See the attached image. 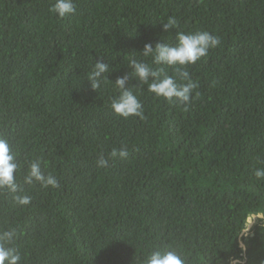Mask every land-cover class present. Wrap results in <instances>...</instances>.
I'll use <instances>...</instances> for the list:
<instances>
[{
  "label": "trees",
  "instance_id": "obj_1",
  "mask_svg": "<svg viewBox=\"0 0 264 264\" xmlns=\"http://www.w3.org/2000/svg\"><path fill=\"white\" fill-rule=\"evenodd\" d=\"M54 2L0 0V137L19 164L17 193L0 191V231L16 228L21 264H144L164 247L185 264H264V220L243 234L264 212V0H73L63 19ZM181 31L220 38L186 68L190 103L143 85V118L116 115L115 79L136 85L131 59L151 64L144 44ZM97 61L110 71L95 91ZM32 161L58 186L26 183Z\"/></svg>",
  "mask_w": 264,
  "mask_h": 264
},
{
  "label": "clouds",
  "instance_id": "obj_2",
  "mask_svg": "<svg viewBox=\"0 0 264 264\" xmlns=\"http://www.w3.org/2000/svg\"><path fill=\"white\" fill-rule=\"evenodd\" d=\"M73 0H55L50 11L58 18L73 14L75 12ZM177 27V21L169 18L162 23V31L167 33ZM220 44V38L208 31L177 32L175 44L157 40L155 44L149 42L143 46L142 56L151 57V64L143 60L131 59L129 68L130 75L135 77L138 83L128 85L129 74L115 79V87L119 94L111 102L113 112L125 119L136 116L143 118V106L133 89L147 85L148 92L157 98H164L170 102H176L187 106L192 98L197 83L191 79L190 73L186 70L188 66L196 64L205 58L209 51ZM174 69L173 75H168L167 69ZM109 65L102 61L94 64L88 81L93 90L101 87L102 82L108 80ZM127 151L122 147L119 150L113 149L109 158H125ZM98 167H107L108 160L101 157L97 161ZM19 169L16 153L12 150L9 139L0 137V191L17 193L18 184L15 173ZM254 175L257 179H264V169H256ZM25 182L32 184L38 182L43 187H57L58 182L55 176L45 175L38 161L28 164ZM15 203L20 206L28 205L31 197L28 195H15ZM254 220H264V212L253 213L249 219L246 234ZM242 234V235H243ZM17 236L16 228H9L0 231V264H21V253L13 246ZM246 251V249H244ZM144 264H185V260L176 250L164 247L154 249L144 259ZM238 264V262H233Z\"/></svg>",
  "mask_w": 264,
  "mask_h": 264
},
{
  "label": "water",
  "instance_id": "obj_3",
  "mask_svg": "<svg viewBox=\"0 0 264 264\" xmlns=\"http://www.w3.org/2000/svg\"><path fill=\"white\" fill-rule=\"evenodd\" d=\"M251 217H252V215H251L250 217L247 218V221H246V228L248 227V222H249V219H250ZM254 221H255V220H254ZM254 221L252 222V225H253ZM246 228H245V229H246ZM244 233H245V231H244ZM240 246H241L242 248H244V246H243L242 243L240 244ZM233 262H234V261H233ZM233 262H232L231 264H233ZM235 262H237V261H235Z\"/></svg>",
  "mask_w": 264,
  "mask_h": 264
}]
</instances>
